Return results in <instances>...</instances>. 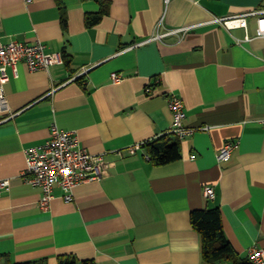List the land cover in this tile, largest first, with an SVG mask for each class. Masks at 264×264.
I'll return each instance as SVG.
<instances>
[{"label": "crops", "instance_id": "0c3cea01", "mask_svg": "<svg viewBox=\"0 0 264 264\" xmlns=\"http://www.w3.org/2000/svg\"><path fill=\"white\" fill-rule=\"evenodd\" d=\"M102 3L108 14L87 26ZM258 10L264 0H0V42L40 41L70 60L35 72L19 62L4 85L13 117L0 122V180L10 182L0 194V262L211 264L191 213L218 207L227 240L251 264L249 250L264 249V37L257 16L215 19ZM171 95L195 130L182 140L172 133ZM53 124L110 166L72 202L55 188L43 210L41 190L22 173L25 151L45 144ZM167 135L181 157L154 165L143 146ZM229 141L237 146L219 163Z\"/></svg>", "mask_w": 264, "mask_h": 264}, {"label": "built area", "instance_id": "2783aa9c", "mask_svg": "<svg viewBox=\"0 0 264 264\" xmlns=\"http://www.w3.org/2000/svg\"><path fill=\"white\" fill-rule=\"evenodd\" d=\"M165 1L169 2V0ZM246 16L258 17L256 35L264 37V10L229 18H217L215 22L224 23L229 19L245 18ZM175 32L170 31L169 33ZM164 35L156 34L151 39L158 40ZM19 62H23L30 71L35 72L49 71L54 65L62 64L63 59L61 54L47 52L46 45L40 41L34 44L20 41L0 42V115L9 114L0 119V122L13 117L4 85L12 76L14 78L18 76L17 64ZM111 77L115 83L123 80L119 74L114 73ZM168 105L173 116L172 133L181 140L185 139L195 130L185 127L183 123L186 117L184 102L180 97L171 95ZM261 123L264 124V117ZM236 146L237 143L234 141L226 142L217 154L218 162L229 161ZM139 148L140 145L137 144L128 148V152L135 154ZM25 155L27 166L22 177L27 184L41 190L40 207L43 210L50 208L51 202L55 198V188H59L63 192L62 197L65 202H72L74 190L78 186L101 180L110 166L103 155L91 154L82 148L74 132L61 130L56 124L52 125L50 137L45 144L27 149ZM145 158L151 160L149 154ZM9 188V180H0V194L2 191H9ZM204 195L209 199H214L215 191L212 187L207 186L204 188ZM249 261L251 264H264V249L253 246L249 250Z\"/></svg>", "mask_w": 264, "mask_h": 264}, {"label": "trees", "instance_id": "16d2710c", "mask_svg": "<svg viewBox=\"0 0 264 264\" xmlns=\"http://www.w3.org/2000/svg\"><path fill=\"white\" fill-rule=\"evenodd\" d=\"M109 4L102 3L100 11L94 16H88L85 19L87 26H92L99 22L103 16L109 12ZM63 27L66 25L65 17L62 18ZM63 62L68 67L70 60L67 55L62 56ZM151 157V162L154 165L162 166L173 163L180 159V143L177 139H171L170 135L162 136L143 146ZM191 224L194 230L200 235L201 240V254L205 262L211 264L230 263L243 264L231 244L227 240L224 230L221 211L218 207L203 208L194 210L191 213ZM0 264H46L44 260L27 263H11L6 261ZM58 264H95V261L81 260L79 261L74 255L60 256Z\"/></svg>", "mask_w": 264, "mask_h": 264}]
</instances>
